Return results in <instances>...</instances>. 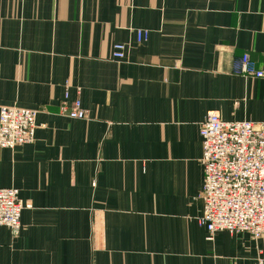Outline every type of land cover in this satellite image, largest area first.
I'll return each mask as SVG.
<instances>
[{
  "label": "crops",
  "instance_id": "1",
  "mask_svg": "<svg viewBox=\"0 0 264 264\" xmlns=\"http://www.w3.org/2000/svg\"><path fill=\"white\" fill-rule=\"evenodd\" d=\"M245 54L264 72V0H0V108L39 111L33 143L0 149L25 206L0 264H264V239L198 222L207 114L264 122ZM67 84L87 119L61 112Z\"/></svg>",
  "mask_w": 264,
  "mask_h": 264
},
{
  "label": "built area",
  "instance_id": "2",
  "mask_svg": "<svg viewBox=\"0 0 264 264\" xmlns=\"http://www.w3.org/2000/svg\"><path fill=\"white\" fill-rule=\"evenodd\" d=\"M137 42L149 39L148 30H136ZM127 45L115 44L113 58L123 60ZM233 73L246 78L262 79L248 54L235 59ZM67 84L61 112L73 120L87 119V112L78 96L69 102ZM39 111L18 106L0 108V149L14 151L33 143L38 127ZM203 155L201 163L204 185L201 199L203 213L198 219L212 239L217 232L248 235L264 239V122L224 121L216 112H209L200 127ZM25 206L16 188H0V227L8 228L17 238L23 229Z\"/></svg>",
  "mask_w": 264,
  "mask_h": 264
}]
</instances>
